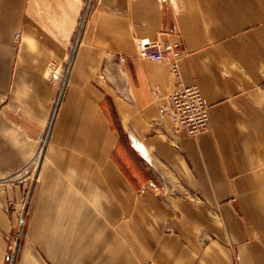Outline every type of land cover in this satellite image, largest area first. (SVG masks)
<instances>
[{
    "label": "crops",
    "instance_id": "0c3cea01",
    "mask_svg": "<svg viewBox=\"0 0 264 264\" xmlns=\"http://www.w3.org/2000/svg\"><path fill=\"white\" fill-rule=\"evenodd\" d=\"M139 33L178 45L180 78L139 57ZM68 61L53 107L50 66ZM180 82L210 105L197 137L155 101L153 89ZM46 132L31 221L10 258L4 206L27 188L12 177ZM9 263L264 264V0H0Z\"/></svg>",
    "mask_w": 264,
    "mask_h": 264
},
{
    "label": "built area",
    "instance_id": "2783aa9c",
    "mask_svg": "<svg viewBox=\"0 0 264 264\" xmlns=\"http://www.w3.org/2000/svg\"><path fill=\"white\" fill-rule=\"evenodd\" d=\"M94 1L87 0L88 5ZM135 43L138 55L142 60L169 63L173 77L177 79L181 77L180 62L184 58V54L178 45L163 42L160 38L150 34L141 33L136 35ZM117 60L122 65L125 63L126 57L118 56ZM153 92L161 111L170 118L176 127L185 129L193 137L209 130L210 105L198 85L185 86L180 82L176 89L167 95H162L158 89H153ZM46 141L45 139L42 148ZM27 174L30 177V174Z\"/></svg>",
    "mask_w": 264,
    "mask_h": 264
},
{
    "label": "rangeland",
    "instance_id": "374dc122",
    "mask_svg": "<svg viewBox=\"0 0 264 264\" xmlns=\"http://www.w3.org/2000/svg\"><path fill=\"white\" fill-rule=\"evenodd\" d=\"M19 36L20 35H18V37ZM74 46L75 45L73 44V47ZM73 51L74 50L72 49V52ZM70 64L71 61H68L67 64L65 65H57L55 62H53V64L50 66L49 79L53 87L55 88V95L53 97V107L57 105L58 100L60 99L63 93V86L64 83H66L65 81L67 80ZM47 134L48 132H46V134L41 138V144L35 154V158L33 162L23 171L12 177L16 179L15 182L17 181V183L25 184L27 188L21 200L11 201L4 206L6 213L11 218V220L14 222L15 225L14 233L9 238L7 245V255L10 258H13L16 252L19 235L22 237L26 235L31 221V215L34 205V194L32 195V190L34 183L38 184L37 172L39 170V165L43 158V156L39 158V153L44 154L45 149L44 147L42 148V146L44 144L45 139L46 140L48 139ZM41 148L42 150L40 151ZM27 173H30V177L28 176ZM22 220L24 221L23 223Z\"/></svg>",
    "mask_w": 264,
    "mask_h": 264
},
{
    "label": "water",
    "instance_id": "95a60500",
    "mask_svg": "<svg viewBox=\"0 0 264 264\" xmlns=\"http://www.w3.org/2000/svg\"><path fill=\"white\" fill-rule=\"evenodd\" d=\"M48 140V139H47ZM47 142V141H46ZM45 145H46V143H45ZM45 148V147H44ZM18 250H19V244L17 245V247H16V255L18 254Z\"/></svg>",
    "mask_w": 264,
    "mask_h": 264
},
{
    "label": "bare ground",
    "instance_id": "6f19581e",
    "mask_svg": "<svg viewBox=\"0 0 264 264\" xmlns=\"http://www.w3.org/2000/svg\"><path fill=\"white\" fill-rule=\"evenodd\" d=\"M41 151V150H40ZM43 156V153H39V158H41ZM30 174V173H29ZM34 175V172H33Z\"/></svg>",
    "mask_w": 264,
    "mask_h": 264
}]
</instances>
